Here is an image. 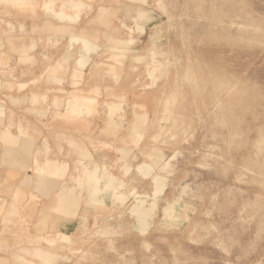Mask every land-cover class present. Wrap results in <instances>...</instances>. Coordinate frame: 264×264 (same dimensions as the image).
I'll return each instance as SVG.
<instances>
[{
  "label": "clouds",
  "instance_id": "9594fccd",
  "mask_svg": "<svg viewBox=\"0 0 264 264\" xmlns=\"http://www.w3.org/2000/svg\"><path fill=\"white\" fill-rule=\"evenodd\" d=\"M107 2L117 6V33L130 18L124 11L172 38L161 105L138 134L161 180H119L127 202L102 209L114 223L85 233L88 251L71 264H264V0ZM139 148L133 140L124 157ZM138 204L148 213L129 216ZM63 251L41 252L31 238L0 242V264H63Z\"/></svg>",
  "mask_w": 264,
  "mask_h": 264
},
{
  "label": "rangeland",
  "instance_id": "374dc122",
  "mask_svg": "<svg viewBox=\"0 0 264 264\" xmlns=\"http://www.w3.org/2000/svg\"><path fill=\"white\" fill-rule=\"evenodd\" d=\"M67 1L0 4V187L12 181L17 186L14 192L0 191V242L13 247L31 238L41 252L63 245L58 253L67 257L63 264L88 251L79 240L113 224L102 209L121 202L118 190L91 201L80 176L87 180L99 168L100 175L107 170L118 181L133 174L154 186L161 180L153 176L155 157L141 154L146 140L138 134L161 105V57L172 42L164 31H149L151 25L145 27L138 13L122 11L121 19L130 18L117 33L119 25L112 21L117 6L107 0H74L80 8L68 3L63 9ZM62 10L68 16L60 15ZM73 36L86 37L97 48L88 51ZM83 57L88 59L84 66ZM133 140L140 148L125 158ZM49 161L65 172L53 177ZM144 165L152 169L140 168ZM46 181L55 187L51 193ZM167 187L160 192L154 187L152 195ZM74 203L76 212L65 216L64 207ZM148 211L142 204L128 209L129 216ZM53 231L70 237L59 235L51 245L46 238Z\"/></svg>",
  "mask_w": 264,
  "mask_h": 264
},
{
  "label": "crops",
  "instance_id": "0c3cea01",
  "mask_svg": "<svg viewBox=\"0 0 264 264\" xmlns=\"http://www.w3.org/2000/svg\"><path fill=\"white\" fill-rule=\"evenodd\" d=\"M68 3L70 4V6L73 9H78L81 7L80 2H77L74 0H69V2L67 1L63 5V7H64L63 9H65V7L68 6ZM59 14L62 16H68V14L64 12V10L60 11ZM72 41L73 42H82L88 51H92V50H95L97 48V45L86 37L73 36ZM87 62H88V59L86 57H83L80 59V64L83 66L86 65ZM34 140H36V139H34ZM49 164L52 165V169L49 170L50 171L49 173L53 177L60 176L66 170V169L64 170L63 166H61L56 161H49ZM146 167L151 168L150 165H144L140 168H146ZM99 171H100L99 168H96L94 171L90 172L87 180L85 178H83V176H80L78 179V182H79L81 187L84 188V187L88 186V188H89L88 189L89 190L88 197L90 198L91 201H96V202L102 201L101 199L103 198L104 195H110L112 192L116 193L117 182H118L117 178L114 175H111L107 170H104L103 175H100ZM103 182H104V186H101V183H103ZM14 184H16V182H14V181H12L11 183H4V184H2V187H0V191L9 192L10 190L13 189L12 191L14 192L16 190V187H17ZM52 184L53 183L51 181H46V184H45L46 189L49 190L50 193L55 188ZM117 196H118V198H120L121 202H125L126 197H127L124 193H122V192L120 193L118 191H117ZM76 207H77V204H75V203L72 205L71 204L66 205V207H64V212L66 214L65 216H67V217L72 216L76 212ZM63 219L66 220L65 217H63L62 220ZM59 235H65V236L70 237L69 235H67L65 233L53 231L52 236L51 237L49 236L48 238H46V240L51 245H54V244H56V242H53L52 239H54L55 237H58Z\"/></svg>",
  "mask_w": 264,
  "mask_h": 264
},
{
  "label": "snow or ice",
  "instance_id": "6c2138e0",
  "mask_svg": "<svg viewBox=\"0 0 264 264\" xmlns=\"http://www.w3.org/2000/svg\"><path fill=\"white\" fill-rule=\"evenodd\" d=\"M143 17L141 16V19H142ZM129 43H130V41H129Z\"/></svg>",
  "mask_w": 264,
  "mask_h": 264
}]
</instances>
